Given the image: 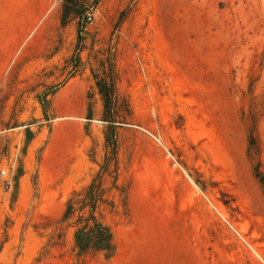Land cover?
Returning a JSON list of instances; mask_svg holds the SVG:
<instances>
[{
    "label": "rangeland",
    "instance_id": "1",
    "mask_svg": "<svg viewBox=\"0 0 264 264\" xmlns=\"http://www.w3.org/2000/svg\"><path fill=\"white\" fill-rule=\"evenodd\" d=\"M29 3L0 21V264H264V0ZM91 213L111 250L76 246Z\"/></svg>",
    "mask_w": 264,
    "mask_h": 264
},
{
    "label": "trees",
    "instance_id": "2",
    "mask_svg": "<svg viewBox=\"0 0 264 264\" xmlns=\"http://www.w3.org/2000/svg\"><path fill=\"white\" fill-rule=\"evenodd\" d=\"M93 188L92 184L88 189ZM91 195V194H87ZM90 203L96 201L97 195L93 194L88 198ZM76 246L80 251H87L89 248L95 250L108 251L112 249V237L109 230L96 220L93 214L84 220V224L77 230L75 234Z\"/></svg>",
    "mask_w": 264,
    "mask_h": 264
},
{
    "label": "crops",
    "instance_id": "3",
    "mask_svg": "<svg viewBox=\"0 0 264 264\" xmlns=\"http://www.w3.org/2000/svg\"><path fill=\"white\" fill-rule=\"evenodd\" d=\"M26 0H0V21L2 20H9L10 21V6L12 5H17V6H28V10H27V16L29 18V0L28 2H26ZM16 3V4H14ZM1 38H10V31H0V39ZM17 39H15L14 41H12V43H18L19 42V38L16 36ZM11 41H5V42H1L0 40V54L7 52L8 54H10V60L12 59L11 56L12 52H11V47H10ZM17 65V64H16ZM15 65V66H16Z\"/></svg>",
    "mask_w": 264,
    "mask_h": 264
},
{
    "label": "built area",
    "instance_id": "4",
    "mask_svg": "<svg viewBox=\"0 0 264 264\" xmlns=\"http://www.w3.org/2000/svg\"><path fill=\"white\" fill-rule=\"evenodd\" d=\"M93 19H94L93 18V13H89V14L86 15L85 21H86L87 24H91L93 22ZM0 174H1V176H4L5 175V171L2 170L0 172Z\"/></svg>",
    "mask_w": 264,
    "mask_h": 264
}]
</instances>
